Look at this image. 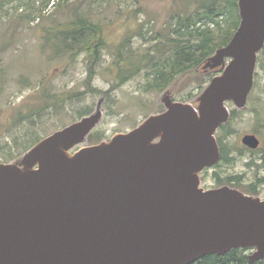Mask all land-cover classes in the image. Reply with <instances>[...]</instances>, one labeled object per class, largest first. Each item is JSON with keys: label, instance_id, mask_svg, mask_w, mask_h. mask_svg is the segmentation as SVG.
Masks as SVG:
<instances>
[{"label": "water", "instance_id": "95a60500", "mask_svg": "<svg viewBox=\"0 0 264 264\" xmlns=\"http://www.w3.org/2000/svg\"><path fill=\"white\" fill-rule=\"evenodd\" d=\"M237 7L231 39L205 61L221 72L197 106L166 94L162 112L71 152L100 122L98 106L0 162V264H192L233 248L264 259V200L199 185L220 159L215 132L228 103L246 107L264 45V0ZM240 141L260 145L254 133Z\"/></svg>", "mask_w": 264, "mask_h": 264}, {"label": "rangeland", "instance_id": "374dc122", "mask_svg": "<svg viewBox=\"0 0 264 264\" xmlns=\"http://www.w3.org/2000/svg\"><path fill=\"white\" fill-rule=\"evenodd\" d=\"M177 1L2 0L0 161L16 162L34 141L90 115L98 106L102 111L100 122L85 141L70 151L93 144L90 141L109 140L117 132L131 130L148 116L165 109L163 98L166 94L179 101L176 92L192 91L195 97L188 102L197 106L199 84L206 86L210 81L206 79L221 70L199 67L194 74L176 79L160 92L145 90V71L142 70L113 87L121 66L114 63V57L124 48L122 43L130 36L132 48L146 52L153 43V36L178 8ZM77 16L99 23L103 30L104 47L101 58L93 66L90 81L87 79V52L79 42L65 40L59 32ZM141 31L146 40L140 37ZM228 107L237 109L232 102ZM237 110L226 138L228 147L244 146L240 139L246 133H254L264 147V45L257 54L254 84L246 107ZM261 156L259 151H244L231 163L205 168L198 174L199 185L202 189H211L223 185L244 188L255 184L256 195L264 200V181H256L264 176ZM251 252L249 249L248 254Z\"/></svg>", "mask_w": 264, "mask_h": 264}, {"label": "trees", "instance_id": "16d2710c", "mask_svg": "<svg viewBox=\"0 0 264 264\" xmlns=\"http://www.w3.org/2000/svg\"><path fill=\"white\" fill-rule=\"evenodd\" d=\"M177 2L178 8L170 13L169 18L162 24V29L153 36V43L146 52L133 49L129 41L130 36L127 42L122 43L124 48H121L114 57V63L121 65L115 75L114 88L120 82L130 78L133 73L144 70L145 90L163 91L171 86L176 79L183 78L187 74H194L199 67L203 69L205 61L215 53L216 49L229 42L239 24L237 0H178ZM3 3L0 0V6ZM59 32L65 40L79 42L87 52L89 61L87 79L90 81L94 74L93 66L101 58V49L104 47L102 26L99 23L91 22L87 17L77 16L69 22L64 30ZM138 33L136 32V34ZM139 35L143 40H146L143 31ZM134 64L136 65L134 66ZM128 68L129 70L126 72ZM215 71H219V69ZM208 80L210 79L207 78L206 82ZM204 88L203 84H199L200 94ZM176 97V100L188 102L195 95L192 91L186 93L181 91L176 92ZM238 112L239 110L235 108L230 109L229 120L221 124L215 132L220 149V159L212 167H217L222 163H231L237 155L241 156L244 151L261 152V159L264 162V147L261 145L256 149H249L246 146L228 147L226 144V138L230 134L229 127ZM38 140L40 139L34 141L30 147ZM90 142L94 144L99 143L100 140L96 139ZM30 147L25 148L24 152ZM214 177L220 181L217 174H214ZM256 181L263 182L264 176L257 178ZM254 186L255 184H249L244 188L236 187V189L257 196ZM249 249L252 248H233L222 255L209 254L192 264H263L264 259L249 262Z\"/></svg>", "mask_w": 264, "mask_h": 264}, {"label": "flooded vegetation", "instance_id": "af4514ba", "mask_svg": "<svg viewBox=\"0 0 264 264\" xmlns=\"http://www.w3.org/2000/svg\"><path fill=\"white\" fill-rule=\"evenodd\" d=\"M215 70H217V69H215ZM0 162H5V161H0ZM5 163H9V162H5Z\"/></svg>", "mask_w": 264, "mask_h": 264}]
</instances>
